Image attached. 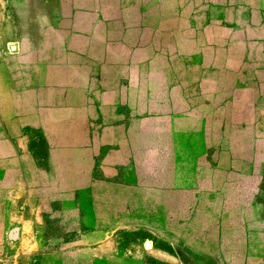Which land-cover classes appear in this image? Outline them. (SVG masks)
<instances>
[{
	"label": "rangeland",
	"instance_id": "374dc122",
	"mask_svg": "<svg viewBox=\"0 0 264 264\" xmlns=\"http://www.w3.org/2000/svg\"><path fill=\"white\" fill-rule=\"evenodd\" d=\"M251 22H264V0H0V149L27 156L26 167L40 172L31 181L42 187L52 172L58 210L49 229L59 240L70 228L66 206L81 223L93 225L94 214L91 180L68 161L65 119L39 126L41 109L83 96L95 117L108 99L136 108L138 145L121 148L132 161L104 148L100 172L148 188L134 195L127 225L107 217L103 259L73 227L79 243L68 257L51 250L34 264L262 263L241 253L264 237V177L248 127L264 106V70L240 34ZM185 116V151L197 158L199 180L177 188L173 145ZM15 245L0 244V264H13Z\"/></svg>",
	"mask_w": 264,
	"mask_h": 264
},
{
	"label": "crops",
	"instance_id": "0c3cea01",
	"mask_svg": "<svg viewBox=\"0 0 264 264\" xmlns=\"http://www.w3.org/2000/svg\"><path fill=\"white\" fill-rule=\"evenodd\" d=\"M230 27L234 26H227V29L229 30ZM240 34L241 43H244L247 52L257 59L255 64H259L264 70V22L245 24ZM259 83H261L260 94L264 98V76L260 78ZM66 98L67 101L70 99V90H66ZM123 106L112 103L108 99L107 103L104 102V106L97 108L98 116L95 117L94 110L87 106L83 96L76 103L68 101L64 109L50 106L40 110L39 121L35 122L39 126L42 125V121L46 122L47 119L50 122H57L60 116L65 119V145L69 151L68 161L71 164H76L83 179L91 180L90 199L94 214L93 225L81 223L75 219L74 208L66 206V217L71 220L70 228L61 231L59 235L63 237L59 240L55 231L48 227L50 218L53 217L52 211L58 210L55 207L57 190L51 186L52 172H45L49 186L42 187L41 182L31 181V177L35 178L40 172H32L26 167L24 158L27 156L8 155L0 149V163L3 166L0 169V244H16V248L11 253L13 264H34L33 260L42 258L46 252L51 250L63 251V257H68L67 252L75 249L73 245L79 243L71 235L69 236L73 227L80 230L82 238L79 240L83 246L84 243L90 245L99 257L98 259L105 257L107 217L116 221L120 226L127 225L126 221L131 218L134 211V195L138 190L143 193L148 191L147 184L137 186L127 179L126 181L118 180L119 175L116 172L108 177L100 172L101 164L105 161L104 148H117L121 156L119 162L124 157L123 161L128 163L132 161L133 155H127V153L122 155L121 148L137 147L138 145L136 108L130 105ZM217 106V102H210L209 113L212 120H217ZM17 108L14 110H18ZM225 110L228 114L231 109L226 107ZM256 111L258 117L249 121L251 123L248 127L251 128V133L257 140L256 155L261 163L258 173H263L262 177H264V106H258ZM193 114L196 115L197 111ZM43 115L51 116V118H43ZM188 115L191 117L190 114ZM185 122L186 116L179 120L180 134L173 145L176 147V153L172 167V184L177 188H184L187 186V182L190 185L199 180L197 158L188 155L185 151L189 142L184 137L187 130ZM226 122L227 125L230 124L228 117ZM1 140L5 142V140ZM10 140L12 139L10 138ZM166 163V172L169 178L170 161L167 160ZM166 186L170 188L169 179ZM142 207L144 211L147 210V201L143 202ZM85 226L90 229H83ZM100 226L102 227L101 236L99 235ZM96 229L97 236H91ZM53 241H57L59 245L51 246ZM247 252L242 250V257L256 259L264 264V237L250 253L246 254Z\"/></svg>",
	"mask_w": 264,
	"mask_h": 264
}]
</instances>
